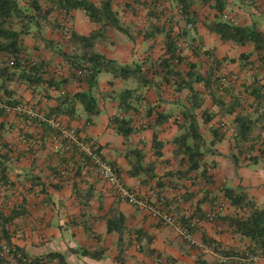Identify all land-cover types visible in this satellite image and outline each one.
<instances>
[{
	"label": "crops",
	"instance_id": "obj_1",
	"mask_svg": "<svg viewBox=\"0 0 264 264\" xmlns=\"http://www.w3.org/2000/svg\"><path fill=\"white\" fill-rule=\"evenodd\" d=\"M71 17L72 20L77 18V34L89 35L98 29L83 11H75ZM253 19L258 20L255 16L251 17L247 25ZM260 23L264 27V20ZM198 35L203 42V49L210 53L208 57L213 54L210 57L213 62L206 61L207 56H202L204 66L208 62L210 68L219 67L226 76L236 73L243 76L244 91L246 87L252 90L264 84L262 69H258L256 73L253 70L248 72V67L242 61L233 65L223 62L222 59L231 55L229 47L239 46L222 42L205 27ZM102 45L101 42L96 44V51L109 59L131 64V58L121 60L116 55L110 56L103 52L100 50ZM249 50L252 51V48L249 47ZM36 56L49 62L50 69L53 66L62 68L64 63L61 57L48 49ZM252 57L250 60H256L259 64L257 67L260 68L256 56ZM251 68L252 66L249 67ZM64 71L57 70L56 78L70 75L68 66L65 74ZM110 82L114 83L113 87ZM123 83L121 80H113L110 75L100 76L94 94L102 112L93 118L92 125L86 122V115L80 106L76 118L61 116L60 119L67 128L77 131L80 137L99 145L103 158L118 167L120 180L126 187L153 202L164 199L165 209L169 212L188 211L191 214L200 212L207 215L214 212L217 202H220L225 206V211L218 217L239 213L225 200L224 192L226 188L242 187L257 207L264 209L263 99L257 100L249 95V105L242 103L233 114L226 116L231 122H234L237 114L252 121L251 136L247 144L237 143L233 137L226 135L214 145L212 143H215V137L211 128L224 119L220 117L219 109L213 105L208 96L209 91L205 89L204 97L207 101L204 108L217 113V117L204 127V136L211 152L205 156L198 174L192 173L190 179H180L172 176L184 166L181 165L183 157L175 156L176 147L173 144L181 133L180 107L174 103L161 104L159 110L173 115L162 126L157 127L154 125L155 113L151 119L145 117V111L153 107L146 104L147 101L139 106V111L142 112L140 116L133 118L137 130L126 139L111 124L112 118L119 114V108L117 101L110 98V95L123 91ZM8 88L29 109L38 113L48 115L57 105L55 91L49 90L46 98L47 90H28L19 82L9 83ZM66 90L73 95L86 91L87 87L77 79H71ZM0 125L1 138L9 148L1 152L8 158L0 166V172L2 169L7 171L8 183L0 180V215L4 219H10L5 225L0 224L1 246L9 243L35 260L43 258L36 260L39 264H57L45 258L52 253L64 255L67 264H121L117 261L119 236L115 232L108 233L106 224L107 219L118 213L125 218V251L122 255L124 264H153L158 255L170 264H194L199 256L210 264L220 263L221 257L204 246L203 237L215 240L225 249L245 251L250 245V241L232 234L226 223L215 218L213 222L203 221L200 224L194 232L196 245L192 247L174 227L163 225L148 214L120 201L113 187L101 179L98 170L86 163L81 154H67L57 147L46 125L37 120L28 121L15 111L9 112L6 117H0ZM155 136L162 144L161 157L157 156ZM135 152L144 158L143 169L138 175L132 176L130 173ZM147 167L148 171L145 170ZM200 174H205V179L198 176ZM0 222H3L2 219ZM83 251H97L101 257L92 259L83 256ZM254 264H264V258L260 256V260Z\"/></svg>",
	"mask_w": 264,
	"mask_h": 264
},
{
	"label": "trees",
	"instance_id": "obj_2",
	"mask_svg": "<svg viewBox=\"0 0 264 264\" xmlns=\"http://www.w3.org/2000/svg\"><path fill=\"white\" fill-rule=\"evenodd\" d=\"M22 1L25 3L22 4ZM45 1V4H47L46 9L44 5H42L41 0H0V102L6 104L10 108L11 111L9 112H16L15 109L19 107L24 108L26 106V104L16 98L13 94L14 92L8 88L9 83L12 82L24 84L28 90L32 91L38 89H42L43 91L47 90L45 95L46 98L49 96V90H52L57 93V105L48 115L43 114L44 116H56L58 118L66 116L76 118L78 106H80L86 115V122L92 125L93 118L99 116L102 112L99 106V100L94 94V90L98 87L101 75H110L113 80H134L138 84V88L155 90L160 99H162L160 96L162 83H166L167 85L173 84L176 87V92L187 91L188 99L186 101L174 102V104L180 107L181 118L179 119V130L181 133L174 139L173 144L176 147L175 156L183 157L181 165L184 164V166H181L178 172L172 176H178L180 179H190L192 173L198 174L202 168V162L205 156L211 152V148L208 146L207 140L203 135V129L217 117V113L215 114L204 108L207 101L204 97V90L206 89L209 91L208 96L211 98L213 105L217 106L219 109V115L222 119L227 115L233 114L237 110L241 105L240 99L234 98L230 92L222 90L218 77H216L217 79L215 78L214 81L212 79L214 75H212V77L209 75L207 77L201 75L200 72L197 71V66L195 64H189L188 71L186 72H183L177 67L182 66L186 61V58L182 57L181 51H179L178 48V44L181 42V35L167 33L165 36V54L157 60V68L153 71L155 76L160 77L159 83H156L153 78L149 77L148 72L144 70L143 64H121L96 51V44L106 39V35L112 31L124 35L129 38L131 42L134 41L129 29L122 24L115 11V0H99L98 2L95 0ZM156 1L160 0H153V3ZM172 1L176 5L177 12L179 13V11H181L183 19H186L192 24L196 23L197 19L195 11L193 10L196 4L195 0ZM237 1L240 6L244 8L249 2L255 4L256 0ZM134 2L145 3V1L142 0H134ZM209 3L210 0L202 1L203 6ZM213 10L216 12L214 18L204 24L207 31L217 35L224 43L230 42L239 47H251L252 51L249 54L241 55L240 61L249 62L252 56H256L264 72V31L262 30V24L256 19H253L250 25H240L233 20L226 19L224 0H215ZM75 11H83L89 20L98 26V29L92 31L89 35H80L73 31L71 33V42L74 47H77L75 48L77 52L67 54L59 49L54 41L43 37L38 19H47L52 13L70 17ZM250 14L252 17L255 16L252 13ZM155 15H158L155 11L150 13V16L155 17ZM17 25H20L18 29L16 28ZM31 27L36 29L33 37L37 41L43 43L44 47L50 52L62 58L69 68V76L56 78V74L50 71L49 62L38 57L32 58V56L27 54L30 49L25 43V38L31 34ZM157 31L161 32L159 29H157ZM153 34L154 33L144 34V40H150L154 36ZM176 61L178 64H176ZM11 62H13V65H11ZM71 79H77L78 82L84 83L87 90L77 92L73 95L69 94L66 87ZM195 83H203L205 89L197 90L194 87ZM109 84L110 86L114 85L113 82ZM245 89L248 95L253 96L257 100H264V84H260L257 88L252 90L250 87H246ZM136 91V89H124L121 92H113V94L110 95V98L117 101L119 108V114L112 118L111 124L117 130V133L123 135L126 139L132 136L137 130L136 122L133 121V118L135 116H140L142 113L139 111V102L132 100ZM226 94L230 95V97ZM142 97L140 98V96H138L137 99L140 100ZM227 100L230 101L227 102ZM159 107L160 106L150 108L145 111V117L148 119H151L154 113L156 114V116L153 117H155L154 125L157 127L162 126L165 121L173 115L168 114L166 111L159 110ZM9 112L0 109V117H6ZM18 114L24 116L28 121L37 120L29 118L27 114L24 113ZM200 116L201 119H199ZM251 122L252 121L248 120L244 115H236L232 124L234 123L233 126L236 132V136L233 138L237 143H242L243 145L244 142L246 144L248 143L251 136ZM222 123L226 122L220 120L218 125L211 128V133L215 137V143H212L214 145L221 142L226 135H230L223 131L221 127ZM1 131L2 126L0 125V166L4 163V160H8L6 157L7 155L1 154V152L9 150L8 146L4 144L1 138ZM75 133L79 136L77 131ZM82 139L88 143H95L85 138ZM154 145L156 149H158L157 156L161 157L162 153L160 151L162 144L158 141L157 136L154 137ZM251 148L252 147H250V149ZM134 154L135 161L131 165L132 169L130 173L132 176H136L141 172L144 159L137 152ZM81 156L86 163L91 165L83 155ZM145 170L148 171V167L145 168ZM198 176H203L205 179V174H200ZM0 180L4 183H8L6 169L1 170ZM42 191H44V189ZM224 193L225 200L230 206L237 209L239 213L220 217H218L220 213H216L215 215L213 214L212 221L208 218L209 214L203 215L200 214V212L192 213L191 217L199 218L201 221L205 222H213L215 218L221 220L227 224L232 234L239 235L242 239H247L250 241V245L245 251H237L231 248L225 249L215 240L203 237L204 246L208 249L211 248L215 255L221 257V262L214 264H239L240 260H243V264H248L250 255H257L264 258V209L257 207L254 200L248 196L246 190L242 187L226 188ZM0 219L3 221L0 222V224L4 225L7 221H10V219H4L2 215H0ZM184 223L187 225L186 221ZM106 224L108 233L115 232L119 236V256L117 257V261L124 264L125 259L122 255L125 251V245H123L126 230L125 218L122 214L118 213L116 216L107 219ZM197 229H192L191 232L193 235ZM188 244L195 247V245L191 243ZM7 245L12 246L9 243ZM1 247L0 245V252ZM126 247H128V245ZM82 255L91 257L92 259H99L101 257L100 253L97 251L93 253L83 251ZM45 258H47L49 262L67 264L66 257L59 253L49 254ZM42 259L38 258L36 260L39 261ZM0 264H4L1 256ZM153 264H170V262L162 259L161 255H158ZM194 264L210 263L202 256H199ZM250 264L254 263L250 262Z\"/></svg>",
	"mask_w": 264,
	"mask_h": 264
},
{
	"label": "rangeland",
	"instance_id": "obj_3",
	"mask_svg": "<svg viewBox=\"0 0 264 264\" xmlns=\"http://www.w3.org/2000/svg\"><path fill=\"white\" fill-rule=\"evenodd\" d=\"M41 1L42 5H44L46 9V1ZM95 1L98 2L99 0ZM142 1H145V3H135L134 0H115V11L117 12V15L122 24L129 29L134 41L131 42V40H129V38L125 37L124 35L112 31L109 32L106 35V39L101 42V45H103L100 47V50H102L103 52H107V54H109L110 56L116 55L120 57L121 60L131 58V63L143 64L144 70L148 72L149 77L153 78L156 83H159L160 77L155 76V74H153V71L157 68V60H159L165 54V36L167 33H172V35H181L180 41L184 44L180 51L182 57L186 58V61L182 66H177L180 70H182L183 72L188 71L189 64L193 63L197 66V71L200 72V74L204 77H207L208 75L212 77V75H214V78H212L214 81L217 75H227H224L219 67L214 66V68H210L208 62H206L207 64L204 66L201 60L202 56H207L206 61H209L210 57L213 55L212 54L208 57L209 52L203 49V42L200 41L201 37L198 35V33L200 32V30H203L204 24L206 22L214 18L216 14V12L213 10L215 0H210V3L206 6H203V0H195L196 4L194 5L193 10L195 11L197 20L196 23L193 24V28H188L187 20L183 19L182 16L177 12L176 5L172 0H160L166 8V12L170 15L166 16L164 10V13L162 15H155V17L150 16V13L154 12L153 0ZM224 2L225 18L228 20H233L237 24L247 25L248 23H250L252 17L250 13L254 14L255 17H257V19L259 20L257 21L259 23L261 22V20H264V2L262 0H256L255 4H251L249 2L246 6H244V8L240 6L237 0H224ZM24 3L25 2L22 1V4ZM38 21L40 23V29H42V35L44 38L54 41L56 46L67 54H73L77 52V50H75V48L77 47H74L73 43L71 42V33L73 31H77V18H74L72 20L71 16L64 17L58 13H52L50 16H48L47 19L39 18ZM20 25H17L16 28L18 29ZM261 26L263 27V25ZM157 29H159V31L161 32H158ZM35 32L36 29L34 27H31V34L25 38V43L30 49L27 54L29 56H32V58L37 57V53L41 54V52L47 50V48L44 47L43 43L37 41L33 37ZM152 33H154V36L150 40L145 41L143 35ZM54 38L56 40H54ZM200 47L201 50H199ZM229 48L230 49L228 51L231 55L222 60L223 62H228L231 65L237 62L240 63L241 55H246L251 51L249 50V47L230 46ZM250 61L251 64L250 62L242 61L244 65L248 67V72L253 70L256 73L258 69H261V66L260 68L257 67V65L259 64L256 60ZM62 64L64 67L62 66V68H59L61 66H53L50 71L56 73L57 70H65V74L67 72V65L65 63ZM250 66H252L251 69H249ZM227 77H231L234 80V83L237 85L238 89L244 92V104L249 105V95L246 91L243 90L242 85L244 82V77L240 76L238 73L232 76L228 75ZM249 77L252 76L249 75ZM122 83L124 87L123 89L137 90L132 100L135 102H139L138 104L140 107L147 101L148 103L146 104H148L150 107L153 106L152 108H156L158 106H161V104L166 105L168 103L181 102L188 99V92H176V87L173 84L167 85L166 83H162L160 90V96L162 99H160L155 90L138 88L139 86L134 80L122 81ZM194 87L197 90L205 89V85L203 83H195ZM226 95L230 97V95ZM138 96H140V98L143 96L142 99H140L141 101L137 99ZM223 119L224 120L222 121L226 122L228 127L234 128L232 122L227 117H224ZM204 131H206V128L203 129V135ZM219 208H222L219 213H223L225 211V206L220 202H217V206H215L214 210Z\"/></svg>",
	"mask_w": 264,
	"mask_h": 264
},
{
	"label": "built area",
	"instance_id": "obj_4",
	"mask_svg": "<svg viewBox=\"0 0 264 264\" xmlns=\"http://www.w3.org/2000/svg\"><path fill=\"white\" fill-rule=\"evenodd\" d=\"M153 9L158 15H162L164 10L166 16L170 15L166 12V8L161 1L154 2ZM179 14L182 16L181 11H179ZM187 26L188 28H193L191 22H188ZM183 46L184 44L182 42L178 44L179 51ZM199 50H201V47ZM210 61L213 62L212 59H210ZM176 64H178L177 61ZM11 65H13V62H11ZM217 77L219 78L222 90L230 92L234 98L240 99L241 103L245 102L243 93L236 88L232 78L219 75H217ZM0 109H4L7 112L11 111L10 108L2 102H0ZM15 110L18 113L27 114L31 119H37L39 123L50 128L53 142L65 153L72 154L77 151L83 155L84 158L98 170L101 179L113 187L115 195L120 201L148 214L159 223L174 227L184 241L196 245L194 235L191 231L192 229H197L200 227V224L203 223L199 218L191 217L192 214L188 211L169 212L165 209L164 199L153 202L150 198L141 197L135 191L126 187L120 180L118 167L103 159L99 146L95 143H88L83 140L75 131L67 128L60 118L56 116H44L26 106L24 108L19 107ZM221 127L225 133L230 134L232 137L236 136L235 129L228 127L226 123H222ZM221 210L222 208H219L216 209L214 213L209 214V220L212 221L213 214L215 215ZM185 221L187 225L184 223ZM0 256L4 264H39L35 259L19 251L15 246L3 245L1 247ZM248 260L251 263H257L260 260V256L250 255ZM239 264H243V260H240Z\"/></svg>",
	"mask_w": 264,
	"mask_h": 264
}]
</instances>
